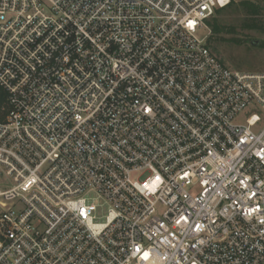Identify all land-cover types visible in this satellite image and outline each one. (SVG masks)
<instances>
[{
    "label": "built area",
    "instance_id": "built-area-1",
    "mask_svg": "<svg viewBox=\"0 0 264 264\" xmlns=\"http://www.w3.org/2000/svg\"><path fill=\"white\" fill-rule=\"evenodd\" d=\"M230 2L0 0V264H264V72L208 45Z\"/></svg>",
    "mask_w": 264,
    "mask_h": 264
},
{
    "label": "rangeland",
    "instance_id": "rangeland-1",
    "mask_svg": "<svg viewBox=\"0 0 264 264\" xmlns=\"http://www.w3.org/2000/svg\"><path fill=\"white\" fill-rule=\"evenodd\" d=\"M233 1L231 7L226 6L217 13L216 18L222 30L213 36L209 46L231 68L264 72V47H260L264 42V24L255 28L248 27L250 18L242 7L243 0ZM262 20L264 22V16ZM211 35L210 28L209 37ZM257 41L259 44H254Z\"/></svg>",
    "mask_w": 264,
    "mask_h": 264
},
{
    "label": "trees",
    "instance_id": "trees-1",
    "mask_svg": "<svg viewBox=\"0 0 264 264\" xmlns=\"http://www.w3.org/2000/svg\"><path fill=\"white\" fill-rule=\"evenodd\" d=\"M232 4H234L233 0L231 1V4L228 5L227 7H231ZM241 4L243 9L246 11V13L249 15L250 18L248 19V22H250L248 23V27L250 26V28H255L264 24L262 20V17L264 16V0H257V1L243 0ZM225 8L218 9L215 15L208 21V25L212 31V35L208 38V45H209V41L211 42L213 40V36L221 32L222 30L221 26L218 24L216 15ZM260 47L261 48L264 47V42L261 43ZM4 103H5V93L2 89H0V118L4 116L3 113L1 112Z\"/></svg>",
    "mask_w": 264,
    "mask_h": 264
},
{
    "label": "water",
    "instance_id": "water-1",
    "mask_svg": "<svg viewBox=\"0 0 264 264\" xmlns=\"http://www.w3.org/2000/svg\"><path fill=\"white\" fill-rule=\"evenodd\" d=\"M254 44H259V41L255 42Z\"/></svg>",
    "mask_w": 264,
    "mask_h": 264
}]
</instances>
